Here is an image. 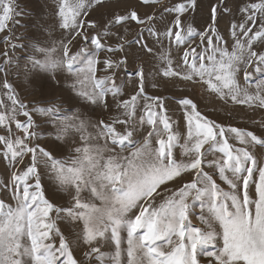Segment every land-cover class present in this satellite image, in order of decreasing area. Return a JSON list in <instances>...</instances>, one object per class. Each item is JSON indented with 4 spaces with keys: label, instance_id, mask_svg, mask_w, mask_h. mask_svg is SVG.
<instances>
[{
    "label": "snow or ice",
    "instance_id": "snow-or-ice-1",
    "mask_svg": "<svg viewBox=\"0 0 264 264\" xmlns=\"http://www.w3.org/2000/svg\"><path fill=\"white\" fill-rule=\"evenodd\" d=\"M53 3L55 24L40 26L46 38L23 68L35 105L15 92L13 61L0 53L9 102L0 99V264H264V118L241 128L208 118L188 96L172 108L147 92L160 80L199 86L226 108L264 112V80L251 83L264 73V0L235 10L207 0L206 13L202 0ZM18 8L0 0V33L20 24ZM98 8L110 9L103 26L87 19ZM78 38L95 52L72 53ZM130 62L136 89L125 98L117 73Z\"/></svg>",
    "mask_w": 264,
    "mask_h": 264
},
{
    "label": "rangeland",
    "instance_id": "rangeland-1",
    "mask_svg": "<svg viewBox=\"0 0 264 264\" xmlns=\"http://www.w3.org/2000/svg\"><path fill=\"white\" fill-rule=\"evenodd\" d=\"M110 3L114 2V0H109ZM138 0H125V3L121 4V7H126L128 4L135 5ZM241 0H232L231 7L235 10V7ZM15 3L19 5L18 11L24 13L21 17H16L19 20L20 24L13 26L12 22L9 21L8 28L0 33V53H3L5 50L8 51L9 57L12 59L13 64L11 65L9 72L10 74L7 76V79L10 83H12L15 92L19 95V97L26 103H30L35 105V103L40 99V95L38 90H36L32 85H30L27 79L23 75V68L26 63V59L29 55L32 54V43L39 40H44L46 38V33L40 27L41 25L49 26L55 24V18L53 16L54 3L53 0H15ZM206 4L207 0H202V11L206 13ZM110 11L108 8H98L94 10L87 19L95 20L98 25L103 26L106 22V14ZM140 14L144 15L145 13L151 14L153 9L151 8H140ZM231 17H225L221 20L219 24V31L221 34L225 35L227 39V32L229 27V20ZM195 22L197 24L202 23L201 16L197 15L195 18ZM23 25V26H20ZM9 29H12L9 31ZM61 30L57 29L54 35L59 36ZM97 30H89L90 35H94ZM137 29L133 26L132 30L128 34V39L133 40L136 36ZM67 33H65V38ZM9 37L10 42L6 46L4 44V38ZM111 43V41H109ZM15 44L16 47L12 48L11 45ZM88 48L90 53H94V46L90 44H85L84 41L79 38L77 41H74L72 45H70L72 53H76L81 48ZM135 48V45L132 46ZM99 56L101 59L104 58L105 53L100 52ZM6 67L4 65V57L0 55V68ZM136 65L133 63H129L126 69L122 68L117 73V83L124 85V94L125 98L130 96L136 89V78L132 73L135 71ZM19 68V70H17ZM252 72V69H249ZM4 79V73L0 72V80ZM264 80V73L261 72H253L251 83L255 85L258 81ZM54 90V86L53 89ZM147 92L149 95L161 96L165 98V102L167 106L172 108H177L178 105L176 101L179 98L188 96L197 103L199 110L208 118L216 120L220 123H232L235 126L241 128H254L252 124V120H259L264 118V112L262 110H250L242 106H234L229 104L227 108L223 106L221 101L214 99L212 96L203 91L199 86L195 89L191 87H186L182 85H173L171 83H164L160 80L157 83L156 87H152L151 85L147 88ZM0 99H3L5 103H9L7 101L5 90L0 88ZM111 103V101H109ZM229 112H231V118H229ZM113 113H104V119H111ZM96 115H100L99 111H97ZM175 117L178 121L176 125V130L180 133L185 131L183 126V121L181 119L182 113L177 111L175 113ZM21 120L25 119L24 117H19ZM42 144L48 143V136L46 135L44 140L41 141ZM176 155L179 158L180 150H176ZM6 171H5V162L0 160V181L6 179ZM190 179L189 176H185V182ZM226 188V186H225ZM63 194H59L56 199V203L63 204L65 202V198H62ZM159 203V200L157 201ZM194 223L198 224V221L194 220Z\"/></svg>",
    "mask_w": 264,
    "mask_h": 264
}]
</instances>
